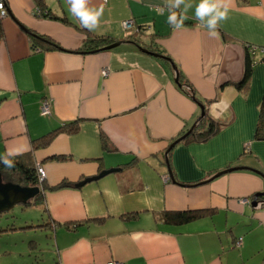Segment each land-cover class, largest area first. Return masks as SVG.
Returning a JSON list of instances; mask_svg holds the SVG:
<instances>
[{
  "label": "crops",
  "instance_id": "0c3cea01",
  "mask_svg": "<svg viewBox=\"0 0 264 264\" xmlns=\"http://www.w3.org/2000/svg\"><path fill=\"white\" fill-rule=\"evenodd\" d=\"M6 1L0 154H33L48 187L72 183L45 190L37 205L50 222L43 230L56 248L55 264H264V205L245 201L264 191V177L252 170L264 174V139L255 137L264 100V0H210L228 9L215 35L195 18L201 0H183L174 10L191 22L180 29L167 23L169 0H84L87 9L103 8L93 31L70 12L69 0ZM43 8L66 21L36 12ZM128 19L134 21L131 28L123 25ZM31 32L62 48H36ZM97 35L121 43L80 50ZM132 35L139 44L130 41ZM248 45L260 48L258 62L248 86L239 89ZM191 90L223 125L205 142L178 143L168 160L170 144L201 115ZM45 99H52L50 115L42 114ZM72 121L77 132L61 131L49 145L33 148L34 139ZM60 155L67 158L56 159ZM168 166L178 183L169 178ZM235 166L249 168L209 179ZM113 168L121 170L74 186ZM200 181L206 182L186 185ZM184 209L212 212L179 225L160 217L165 210Z\"/></svg>",
  "mask_w": 264,
  "mask_h": 264
},
{
  "label": "trees",
  "instance_id": "16d2710c",
  "mask_svg": "<svg viewBox=\"0 0 264 264\" xmlns=\"http://www.w3.org/2000/svg\"><path fill=\"white\" fill-rule=\"evenodd\" d=\"M36 11L40 15H46L48 17H55L58 19H61L63 21H66L65 18L58 17L55 15H52L50 12H48L45 8L40 9ZM178 19L181 18L180 15H177ZM1 18L0 17V36L2 35V25H1ZM190 21H184L183 24H190ZM32 42L34 46L41 49H60L62 48L58 42L54 41L52 38L48 36H44L41 34H37L35 32H31ZM135 44H139V38L135 35H132V39H130ZM116 41V39L105 36V35H97L93 36L91 38H88L82 48L80 50H85V52L90 51H98L102 50V48L111 45ZM250 45L247 47V60H246V68L244 72V76L242 80L238 83H236V86L239 89H244L248 86L253 69H254V59L252 58V55L250 53ZM160 53V52H159ZM167 61V60H166ZM179 82L178 84L181 86L183 84L182 82V75L179 73ZM192 95V93H191ZM194 99L204 107L205 115L200 119L197 124L195 125L194 129L190 132L189 135H187L185 138L181 139L178 143H194V142H205L218 134V132L221 130L223 123L215 121L209 114L207 109L205 108V104L203 101L196 98L194 95ZM202 112V111H201ZM79 130V125L77 122L72 121L64 126L60 127L59 129H56L48 134H45L39 138H36L32 141L33 148L37 149L40 147H44L50 144L51 140L55 135H57L61 131H65L67 133H75ZM185 133V132H184ZM255 137L258 139H264V100L260 107V113H259V121L256 128ZM177 143V144H178ZM176 144V145H177ZM103 145L105 148L108 147L107 140L103 137ZM175 145V146H176ZM174 147L169 151L168 155L165 157L166 159L171 158V154ZM67 158L66 156L60 155L57 156L56 159L61 160ZM14 162V167L7 168L3 164H0V172L1 176L4 181L6 182H13L18 183L23 186H40L42 188V191L40 194H38L36 197H34L33 200H31L30 203H25L23 205L25 206H31V205H38L39 203L43 202L45 199V190H58L65 187L72 186L70 182L68 181H62L61 183L55 185V186H46L44 180L40 181L38 176V163L36 162V159L34 158L33 154L26 153V154H20L16 155L15 157H12ZM212 210L210 209H184V210H165L161 213L160 217L165 223L168 224H186L192 221H195L197 219L203 218L210 214ZM135 214L131 213V215H124L123 218H132ZM64 225L67 228H74L78 225V223L72 224L69 222L66 223H57V225ZM50 225V222H44L42 224L38 225H30L29 227H43L46 228ZM14 229V228H12ZM2 231V230H1Z\"/></svg>",
  "mask_w": 264,
  "mask_h": 264
},
{
  "label": "rangeland",
  "instance_id": "374dc122",
  "mask_svg": "<svg viewBox=\"0 0 264 264\" xmlns=\"http://www.w3.org/2000/svg\"><path fill=\"white\" fill-rule=\"evenodd\" d=\"M7 11L9 14V9ZM39 166L38 176L43 181L46 173L42 176ZM46 220V213L37 205L25 206L19 203L14 208L1 212L0 264H55L56 248L46 239L44 228L29 227Z\"/></svg>",
  "mask_w": 264,
  "mask_h": 264
},
{
  "label": "water",
  "instance_id": "95a60500",
  "mask_svg": "<svg viewBox=\"0 0 264 264\" xmlns=\"http://www.w3.org/2000/svg\"><path fill=\"white\" fill-rule=\"evenodd\" d=\"M120 43L121 42L118 41V42H115V43H113L111 45H108V46H106V47H104L102 49L103 50L104 49H111V48H114V47L118 46ZM139 47H140L141 50H143L145 52H150L147 48H144L143 46H139ZM150 53L154 54L155 56L164 58V59H169L164 54L159 53V52H150ZM174 68L176 70V78H175V81L178 83L179 82V72H178L176 66H174ZM191 93H192V96L194 97V92L192 90H191ZM200 107H201L202 112H201V115L199 116V118L197 119V121L181 137H179L178 139L174 140L170 144L169 148L167 149V151L165 153L166 156L168 155L169 151L181 139L185 138L187 135L190 134V132L194 129V127L197 124V122L200 119H202V117L205 115L203 105H200ZM168 165H169V163H168ZM246 168H249V167H242V166L229 167L227 169H224L222 171H219V172L215 173L214 176H212L209 179L218 177V176H220L222 174H225L227 172H231V171L239 170V169H246ZM117 170H121V168H116V169L113 168V169H110V170L101 171V173H99L96 176L87 177L84 180L77 182L75 184V187H82V186H84L88 182H91L93 180H97V179L103 177L104 175H106L108 173H111V172H114V171H117ZM252 170L260 173L264 177V174L261 173L259 170H256V169H252ZM168 176L171 179V181H173L174 183H178L177 180H176V178H175V176H174V174H173V172H172V170H171V168H170V166H168ZM204 182H206V181H200V182L195 183V184H186V185L187 186L198 185V184H201V183H204ZM41 191H42V188L40 186H33V187H31V186H23V185L18 184V183L6 182V181L3 180L2 176H1V172H0V213L1 212H4V211H8V210L14 208L15 205H17L19 203H22V204L30 203L31 200H33L34 197H36L38 194H40ZM245 201L248 202V203H250L255 208L257 206L264 205V191L257 192L252 199L246 198Z\"/></svg>",
  "mask_w": 264,
  "mask_h": 264
},
{
  "label": "clouds",
  "instance_id": "9594fccd",
  "mask_svg": "<svg viewBox=\"0 0 264 264\" xmlns=\"http://www.w3.org/2000/svg\"><path fill=\"white\" fill-rule=\"evenodd\" d=\"M183 0H169L168 7L173 9L167 18V23L173 26L175 29H180L183 26V18L177 17L175 9H179ZM70 12L80 21L82 27L89 31L95 30L98 25L99 17L103 14V8L99 10H90L85 8L84 0H69ZM195 18L202 23V26L206 27L210 35L216 34V28L219 21L226 20L228 18L227 7H222L216 3H211L210 0H201L196 6ZM19 153L13 149H8L5 154H0V164H3L7 168L14 167L12 157H15Z\"/></svg>",
  "mask_w": 264,
  "mask_h": 264
},
{
  "label": "built area",
  "instance_id": "2783aa9c",
  "mask_svg": "<svg viewBox=\"0 0 264 264\" xmlns=\"http://www.w3.org/2000/svg\"><path fill=\"white\" fill-rule=\"evenodd\" d=\"M104 2H107L108 0H103ZM8 5H7V1L6 0H0V17H5L8 15ZM123 25L126 28H131L134 25V21L132 19H128L126 21L123 22ZM250 53L252 55V58L254 59V63L256 64L258 62L257 59V51L258 49L260 50L259 47L255 46V45H250ZM262 51H264V48L261 49ZM51 103H52V99H45L42 103L41 109H42V114L43 115H50L52 113V109H51ZM40 171L42 173V176H45V171L42 167H40ZM236 244L238 246H240L242 244V238H239L236 241ZM106 264H127L125 262L122 261H115V260H111L108 261Z\"/></svg>",
  "mask_w": 264,
  "mask_h": 264
},
{
  "label": "flooded vegetation",
  "instance_id": "af4514ba",
  "mask_svg": "<svg viewBox=\"0 0 264 264\" xmlns=\"http://www.w3.org/2000/svg\"><path fill=\"white\" fill-rule=\"evenodd\" d=\"M255 65V64H254Z\"/></svg>",
  "mask_w": 264,
  "mask_h": 264
}]
</instances>
